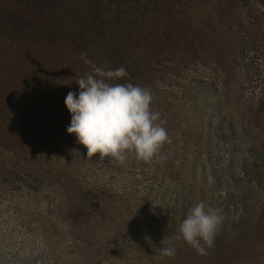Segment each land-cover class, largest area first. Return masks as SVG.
I'll return each instance as SVG.
<instances>
[{"label":"rangeland","instance_id":"obj_1","mask_svg":"<svg viewBox=\"0 0 264 264\" xmlns=\"http://www.w3.org/2000/svg\"><path fill=\"white\" fill-rule=\"evenodd\" d=\"M84 59L150 91L170 138L152 161L88 158L65 131ZM1 92L24 119L0 115V264H177L143 168L187 163L175 179L207 199L264 190V0H0Z\"/></svg>","mask_w":264,"mask_h":264},{"label":"clouds","instance_id":"obj_2","mask_svg":"<svg viewBox=\"0 0 264 264\" xmlns=\"http://www.w3.org/2000/svg\"><path fill=\"white\" fill-rule=\"evenodd\" d=\"M84 63L90 65V72L75 80L77 90L64 98L70 113L65 131L75 135L88 158L97 154L100 159L123 163L129 153H134L139 160L152 161L166 142L167 131L159 121L160 113L150 108V91L131 83H110L127 77L123 67L105 71L90 60L84 59ZM221 222L218 209L197 202L180 222L175 239L203 254L201 241L211 247ZM161 254L172 256L175 248L164 247Z\"/></svg>","mask_w":264,"mask_h":264},{"label":"trees","instance_id":"obj_3","mask_svg":"<svg viewBox=\"0 0 264 264\" xmlns=\"http://www.w3.org/2000/svg\"><path fill=\"white\" fill-rule=\"evenodd\" d=\"M0 95H4V92H1ZM7 101L11 102L12 99L7 97ZM14 103L15 99H13ZM7 114L18 119H24V113L19 114L13 110L12 106L2 104L0 98V115ZM167 134H169L168 131ZM169 140L168 137L167 141ZM167 141L164 144H167ZM95 157L99 159L98 161L102 160L97 157V154H94ZM72 158L69 157L68 159L70 163L74 161ZM105 159L113 161L108 157H105ZM109 164L108 162L107 165L110 166ZM184 164L187 167L185 165L177 167V176L175 172L173 178L165 170L162 171L160 167L148 168L149 171L143 168L142 173L144 176L138 178L134 186L135 188L139 187L135 193L142 194L140 190L144 188L143 194L146 193L147 197H153L158 201V206H156L162 212L157 217L159 220H156L159 228L157 238L160 250L168 247L167 238L172 236V240L176 242L174 258L177 264H190V262H194V264L264 263V195L261 194L264 193V190L255 191L252 187L247 192L243 189H235L233 192L219 190L220 192L215 191V193H212V198L207 199L205 191L198 192L195 186L188 184L187 181L175 179L187 172L188 164ZM147 165L148 163H144L142 167ZM108 166L103 167L108 170ZM94 172L104 180L103 174L98 170ZM143 179L147 183L141 186ZM258 181L264 183V179L259 177L257 178ZM95 185H98V183ZM255 194L256 200H252L248 196ZM201 201L206 206L218 209L222 215V222L216 231L212 246L208 247L207 244L201 241V247L204 249L203 254L198 253L195 248L182 240L175 239L179 234V224L188 209Z\"/></svg>","mask_w":264,"mask_h":264}]
</instances>
